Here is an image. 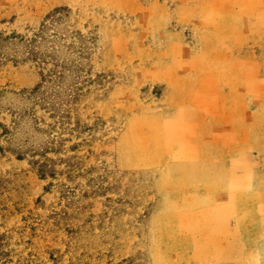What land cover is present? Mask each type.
I'll return each mask as SVG.
<instances>
[{"label": "rangeland", "instance_id": "1", "mask_svg": "<svg viewBox=\"0 0 264 264\" xmlns=\"http://www.w3.org/2000/svg\"><path fill=\"white\" fill-rule=\"evenodd\" d=\"M259 182L264 0H0V264H264Z\"/></svg>", "mask_w": 264, "mask_h": 264}, {"label": "crops", "instance_id": "2", "mask_svg": "<svg viewBox=\"0 0 264 264\" xmlns=\"http://www.w3.org/2000/svg\"><path fill=\"white\" fill-rule=\"evenodd\" d=\"M249 183H251V181H249ZM262 186V187H261ZM251 188V190H249V191H256L257 192V194H256V196L257 195H262V193L264 192L263 191V185H261V183L259 182V185L258 186H255L254 188H252V185H249V186H246V189L247 188ZM260 189V190H259ZM261 230H262V228H261ZM256 232H259V230H255ZM241 235H243V236H247V234H246V231H244L243 229H241L240 230V236ZM243 247H245V244L243 245ZM243 249V248H242ZM244 252L246 253V249L244 250Z\"/></svg>", "mask_w": 264, "mask_h": 264}]
</instances>
